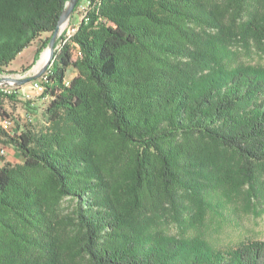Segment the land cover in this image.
Returning a JSON list of instances; mask_svg holds the SVG:
<instances>
[{
	"label": "trees",
	"instance_id": "1",
	"mask_svg": "<svg viewBox=\"0 0 264 264\" xmlns=\"http://www.w3.org/2000/svg\"><path fill=\"white\" fill-rule=\"evenodd\" d=\"M69 1L0 0V75L47 49ZM88 1L78 56L66 44L43 83V129L0 127L23 159L0 156V264H264V240L211 252L159 230L191 219L220 154L248 179L264 164V72L229 66L207 31L252 0Z\"/></svg>",
	"mask_w": 264,
	"mask_h": 264
},
{
	"label": "rangeland",
	"instance_id": "2",
	"mask_svg": "<svg viewBox=\"0 0 264 264\" xmlns=\"http://www.w3.org/2000/svg\"><path fill=\"white\" fill-rule=\"evenodd\" d=\"M88 7L89 1L86 0V6L80 13V21L74 13L61 29L54 58L45 74L51 73L56 55L66 44L73 45L74 53L78 56L77 45L70 39L62 41V37L74 25L72 37L76 34ZM207 31L214 43L220 39L226 40L223 59L229 66L264 72V0H252L245 17L238 21L233 19V15L226 14L219 29L207 28ZM34 51L33 48L25 50L6 68V72L0 75V79H11L9 83L0 85V91L8 93L4 98V108L12 116V134L24 131L39 133L45 126V111L49 99L32 90V82H17L36 75L45 67L46 64L40 66V63L47 49H44L39 57ZM73 76L72 71H68V80ZM0 147L4 146L0 144ZM4 148L5 163L16 165L23 162L21 155L13 147ZM220 158L223 163L205 174L204 185L208 194L197 196L191 219L183 223L182 227L168 219V222H163L159 228L165 234L188 239L194 245L211 252L233 250L249 241L264 240V164L257 165L254 175L248 179L242 168L244 163L237 156L229 154L225 159L223 154H220ZM63 206L65 211L71 210L69 202H65Z\"/></svg>",
	"mask_w": 264,
	"mask_h": 264
},
{
	"label": "water",
	"instance_id": "3",
	"mask_svg": "<svg viewBox=\"0 0 264 264\" xmlns=\"http://www.w3.org/2000/svg\"><path fill=\"white\" fill-rule=\"evenodd\" d=\"M80 2H81V0H70L68 2L67 8L65 9V11L61 17V20L59 22V25H58L57 29L55 30V32L53 33V35L51 37V41L47 47V51H49L50 56H49V59L45 65V67L40 72H38L36 75H34L32 77H27V78L22 79L20 81H17L18 84H27V83L33 82V81L41 78L48 71V68H49V66H50V64L54 58L56 43H57V40L60 36L61 29L65 26L66 23L69 22L71 16L75 13L76 7L78 6V4ZM9 80H11V79H7V78L0 79V85L2 83H7Z\"/></svg>",
	"mask_w": 264,
	"mask_h": 264
},
{
	"label": "built area",
	"instance_id": "4",
	"mask_svg": "<svg viewBox=\"0 0 264 264\" xmlns=\"http://www.w3.org/2000/svg\"><path fill=\"white\" fill-rule=\"evenodd\" d=\"M86 6V0H82L79 4L78 7L75 11V13L78 15L79 21H80V13H82V8ZM73 26V25H72ZM75 26V25H74ZM74 26L72 27L71 30H69L64 37H62V40L64 39H71L72 34L74 33ZM72 31V34H71ZM46 76L47 74L43 75L41 78L33 81L31 83V88L32 90L36 91L37 88L41 83H44L46 81ZM0 127L4 129L8 133H12V127H13V120L11 118L3 119L0 121ZM0 156L4 157L6 156V148H0Z\"/></svg>",
	"mask_w": 264,
	"mask_h": 264
},
{
	"label": "bare ground",
	"instance_id": "5",
	"mask_svg": "<svg viewBox=\"0 0 264 264\" xmlns=\"http://www.w3.org/2000/svg\"><path fill=\"white\" fill-rule=\"evenodd\" d=\"M49 56H50V53H49V51H46V53L44 54V56H43V58H42V61H41V63H40V66H43V65H45L46 63H47V61H48V59H49ZM39 66V67H40ZM40 69V68H39ZM39 71V70H38ZM48 76V75H47ZM46 76V77H47ZM9 83V82H8ZM38 93H40V94H43L44 93V86H43V83H41L40 85H39V87L37 88V90H36ZM2 93H4V92H2ZM5 93H7V92H5ZM11 95V94H10ZM14 95V94H13Z\"/></svg>",
	"mask_w": 264,
	"mask_h": 264
},
{
	"label": "crops",
	"instance_id": "6",
	"mask_svg": "<svg viewBox=\"0 0 264 264\" xmlns=\"http://www.w3.org/2000/svg\"><path fill=\"white\" fill-rule=\"evenodd\" d=\"M47 37H48V35H45V36L42 37L41 40H45ZM41 40L37 41L36 43L33 44V46L30 47V48H33L35 50L34 54H36L37 49L42 45V41Z\"/></svg>",
	"mask_w": 264,
	"mask_h": 264
}]
</instances>
